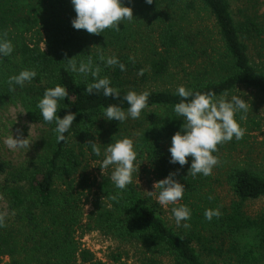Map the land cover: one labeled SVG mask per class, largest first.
I'll return each instance as SVG.
<instances>
[{
	"label": "trees",
	"instance_id": "1",
	"mask_svg": "<svg viewBox=\"0 0 264 264\" xmlns=\"http://www.w3.org/2000/svg\"><path fill=\"white\" fill-rule=\"evenodd\" d=\"M124 3L133 7V24L155 28L156 35L140 38L151 55L146 64L139 61L137 50L131 49V41L136 45L137 40L127 21L119 24L120 29L90 34L72 26L76 13L71 0H0V36L7 33L14 46L11 56L0 58V108L21 106L32 122L44 128L31 159L20 165L0 161V198L6 204V213L0 207V213L6 214L0 227V264L7 257L10 261L6 264H106L81 248L80 231L81 235L97 231L140 247L141 264H164L165 258L173 264H264V213L253 217L246 210L249 202L264 198V175L251 168L229 166L222 174L213 170L209 176L193 177L188 175L191 156L184 166L170 163L168 149L183 124L173 111L181 99L174 94L176 89L149 90L148 106L139 119L120 124L101 117L102 107L110 104L126 110L123 96L129 90L142 92L140 82L174 75L173 71L184 74L192 68L193 79L186 88L200 93L212 90L218 96L244 89L264 99V68L256 60L264 58V24L257 17L235 20L229 0ZM196 5L207 15L194 27L186 18ZM89 54L100 65V75L108 76L120 90L119 98L89 95L85 84L92 82V77L66 70V59L78 55L74 59L79 61ZM101 55L117 56L125 70L105 66ZM24 69H35L36 78L10 89L8 77ZM57 84L65 86L71 96V102L67 98L60 102L58 115L76 114L66 140L59 143L53 132L55 124L44 122L36 107L45 88ZM241 126L243 137L228 142L233 148L252 131L262 129L253 108L249 107ZM124 137L134 140L140 169L148 171L155 182L170 172L177 173L175 179L186 190L179 204L191 209L190 227L185 231L168 226L161 206L140 190L134 178L121 191L114 187L110 175L100 180L87 175L89 163L102 157L93 155L85 143L98 142L103 149ZM224 145H218V151ZM223 187L233 195L228 205L218 193ZM87 203L92 210L84 225ZM215 208H220L222 215L205 219V209ZM111 262L124 264L121 254Z\"/></svg>",
	"mask_w": 264,
	"mask_h": 264
},
{
	"label": "clouds",
	"instance_id": "2",
	"mask_svg": "<svg viewBox=\"0 0 264 264\" xmlns=\"http://www.w3.org/2000/svg\"><path fill=\"white\" fill-rule=\"evenodd\" d=\"M152 4L153 0H145ZM76 16L72 19V26L77 30H86L90 34H101L106 29H120L119 24L131 21L134 18L133 9L126 6L124 0H71ZM14 51L11 40L7 39V33L0 36V58L9 57ZM78 55L66 59V70L75 76L92 77V82L86 83L85 92L89 95L103 94L104 97H120V90L112 86L108 76H101L102 71L99 64L94 63L91 54L86 59L77 61ZM130 59H133L130 57ZM105 66H118L121 71L125 70L124 63L120 62L115 55L100 56ZM139 75L143 74L141 70ZM37 76L35 69H24L18 74L8 77L10 89L16 85L23 87L26 82L30 83ZM176 96L180 101L173 106L177 117L183 119L180 131H177L171 140L170 163L184 166L188 164L189 156L192 157L188 175L193 177L199 175L209 176L218 164V157L214 155L218 151V145L231 141L233 138L239 140L244 135L241 121L249 110V102L240 94H229L224 92L217 95L215 91L200 93L191 88L180 85L176 88ZM150 93L148 91L137 92L129 90L123 100L127 102L125 110L116 104L102 107V116L108 121H119L120 124L128 119H139L142 111L148 106L147 101ZM67 98L71 102L68 89L57 84L54 87L45 88L43 96L37 102V109L44 122L55 124L53 132L56 134L57 142L66 140L65 133L72 127L76 119L75 113H67L61 118L58 115L61 109L60 102ZM237 114H241L239 119ZM145 135V133H144ZM9 149H29L32 142L24 137L22 131L17 135H10L4 140ZM90 146L91 152L96 157H102L98 162L104 175L106 169H111L110 180L114 187L124 191L132 184L134 174L139 164L137 160V147L132 138L124 137L117 139L114 143L107 144L103 149L98 142L89 141L85 143ZM176 172H170L167 177L154 183V191H147V195L155 198L156 202L167 208L171 205L170 219L174 220L177 227L189 228L188 221L191 219V209L184 204H179L185 193V186L175 176ZM115 198V197H113ZM209 199H212L210 196ZM222 215L220 208L205 209V219L211 221L213 217ZM5 213H0V227L4 226Z\"/></svg>",
	"mask_w": 264,
	"mask_h": 264
},
{
	"label": "rangeland",
	"instance_id": "3",
	"mask_svg": "<svg viewBox=\"0 0 264 264\" xmlns=\"http://www.w3.org/2000/svg\"><path fill=\"white\" fill-rule=\"evenodd\" d=\"M231 5L232 14L238 22L244 21L247 17H257V20L264 24V0H229ZM133 8V7H132ZM186 20L192 22L194 27H197L202 20H206L207 13L201 9L200 6L188 11ZM133 20L127 21V24L131 26L132 34L136 35V45L134 41H131V49L133 52L137 50L139 61L146 64V61L151 60V55L148 49L144 48L140 38L144 39L147 36L156 35L153 25L133 24ZM185 24V23H184ZM139 27V28H138ZM135 40V41H136ZM36 41V40H35ZM153 41V40H152ZM40 46L45 49L44 42H41ZM256 51V49H254ZM257 55L256 52H254ZM134 57V54H132ZM262 68H264V58H257ZM149 74L151 71L148 64L145 65ZM193 69V68H192ZM191 69V70H192ZM191 70H187L184 74L182 72L173 71L174 75L154 78L150 80L142 81L139 83L141 91L149 90H175L178 86L184 85L185 87L190 84V80L193 78ZM152 76V75H151ZM235 94L243 95V98L249 102V107L253 108L254 114L257 117V121L261 123V130H254L250 133L248 139L242 142H237L235 148L231 147L228 142H225L223 149H220L217 153L218 164L214 167V173L222 174L228 170L229 166L247 167L254 169L255 171L264 175V99L258 96L256 93L240 89ZM18 130L22 131L24 137L32 142L29 149H9L4 144V140L10 135H17ZM43 126L31 121L25 110L18 105L0 108V161L11 162L13 165H20L25 161L31 159L36 151H38V145L40 146V140L43 136ZM99 161H91L87 175L92 180H100L102 176L110 175L111 169H106L104 175L101 168L98 166ZM220 169L222 170L220 172ZM134 180L139 185L140 190L147 194V191H154L153 185L155 183L154 177L144 168L137 170L134 174ZM221 202L223 204H230L233 199V195L228 187L218 189ZM154 197V196H153ZM0 207L6 213V204L0 198ZM171 205L167 208L161 206L163 210V218L169 227L177 231H185L187 228L177 227L174 220L170 219ZM92 210L91 203H87L85 209V223L87 224V217ZM246 210L249 215L256 216L260 213H264V198L256 201L249 202L246 206ZM82 231L78 233V241L80 246L84 250H88L93 253L95 260L104 262L106 264H112L111 259L113 256L122 255V262L124 264H141L142 250L136 245L122 244L112 238L106 237L97 231L85 233ZM10 261L7 257L2 264H6ZM80 264V263H79ZM164 264H173V262L165 258ZM219 264H226L222 261Z\"/></svg>",
	"mask_w": 264,
	"mask_h": 264
}]
</instances>
